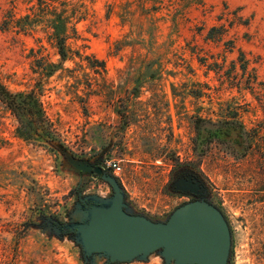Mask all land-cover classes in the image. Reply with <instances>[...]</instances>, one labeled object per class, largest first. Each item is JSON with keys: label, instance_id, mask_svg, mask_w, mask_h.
<instances>
[{"label": "rangeland", "instance_id": "rangeland-1", "mask_svg": "<svg viewBox=\"0 0 264 264\" xmlns=\"http://www.w3.org/2000/svg\"><path fill=\"white\" fill-rule=\"evenodd\" d=\"M0 82L35 93L51 139L22 136L0 101V264H90L33 227L76 200L56 143L87 157L111 146L128 202L155 221L181 203L173 171L193 167L229 220L231 264H264V0H0ZM222 125L237 134L214 137ZM85 190L110 193L100 180Z\"/></svg>", "mask_w": 264, "mask_h": 264}, {"label": "water", "instance_id": "water-1", "mask_svg": "<svg viewBox=\"0 0 264 264\" xmlns=\"http://www.w3.org/2000/svg\"><path fill=\"white\" fill-rule=\"evenodd\" d=\"M55 147L74 167L71 172L88 169L62 145ZM95 172L112 187L113 196L94 194L82 199L90 205L76 204L70 215L76 223L64 226L75 233L73 241L86 263L147 262L157 255L164 264H231L232 231L217 207L191 202L178 207L167 220L155 221L126 203L116 177L101 169Z\"/></svg>", "mask_w": 264, "mask_h": 264}, {"label": "flooded vegetation", "instance_id": "flooded-vegetation-1", "mask_svg": "<svg viewBox=\"0 0 264 264\" xmlns=\"http://www.w3.org/2000/svg\"><path fill=\"white\" fill-rule=\"evenodd\" d=\"M234 132L237 134V132L235 131V128H233L231 126H227L226 128L222 129V136L220 138L230 139L233 136H235ZM111 148H112L111 146L103 148L98 153H96L92 156H89V157L77 156V155L71 153L74 156V158L83 161L84 164H86V166L88 168L85 171L84 170H78L75 173L73 172L74 175L78 179V183H77L76 188H75V199L76 200H75L74 206L76 204L80 203V204H82V206L84 208H86V206H88V204L90 205V203L83 202L81 200L85 199L89 195L97 194V195L104 197V198H109V197L113 196L114 191H113L112 187L107 182H105L101 178V176L97 175L95 172L96 169H101L102 171H104V173H108V174H111L113 176L115 175V173L110 168L107 167V158H108V155L111 151ZM242 149H243V147H242ZM62 156H63V154H62ZM63 160H64L65 166L68 170L74 168L72 165L67 164L68 161H67L66 157L63 156ZM90 180H100V181L106 183L108 185V187L110 188V193L108 195H103V194H100L97 192H87L85 190V186ZM118 182L120 183L121 187L123 188L121 182L119 180H118ZM123 190H124V188H123ZM168 190L172 194L180 197L181 203L179 205H177V207L172 212H170L163 220H159V221L167 220L178 207H180L184 204L196 202V201H202V202H208V203L214 205L215 207H217L224 214L227 221L229 222L227 215L225 214L223 208L215 200V194H214V190H213L212 186L203 177V175L200 172H198L196 169H194L193 167H191L189 165H180L179 167H177L172 173V180L168 186ZM124 193H125V190H124ZM125 201H126V203L131 205L127 200L126 193H125ZM75 210H76V208L74 209V207H73V211H69L67 213L65 220L59 219V218L54 217V216H49V215L40 216L38 218V221L35 224H33V227L36 228L37 230H39L40 232L44 231L45 233H47L50 236L52 235V236H56L59 238L69 237L71 240H73L75 233L72 232L71 230H65L64 226H65V224L72 225V224L76 223V221H71V217H70L71 212H74ZM58 229H60V233L57 232ZM81 251H82V249H81ZM82 255H83V253H82ZM84 261H85V259H84ZM89 261H91V260H89ZM102 263L106 264L105 261H103Z\"/></svg>", "mask_w": 264, "mask_h": 264}, {"label": "trees", "instance_id": "trees-1", "mask_svg": "<svg viewBox=\"0 0 264 264\" xmlns=\"http://www.w3.org/2000/svg\"><path fill=\"white\" fill-rule=\"evenodd\" d=\"M67 19L58 15L57 19L54 20V38L56 40V45L59 50V54L62 57V61L68 59V49H67ZM56 65L49 66L45 75L47 77L53 75L57 70ZM0 101L4 103L10 111L17 117L21 124L20 132L24 137L40 136L45 141H51L49 130L47 129L49 121L45 116L39 99L36 97L35 93H13L11 92L3 83L0 82ZM203 126L199 127V139L205 133V128L202 130ZM224 125L218 126L217 129H213L212 134L214 137L222 136V129ZM40 129H44L43 134H39ZM205 136V135H204Z\"/></svg>", "mask_w": 264, "mask_h": 264}, {"label": "built area", "instance_id": "built-area-1", "mask_svg": "<svg viewBox=\"0 0 264 264\" xmlns=\"http://www.w3.org/2000/svg\"><path fill=\"white\" fill-rule=\"evenodd\" d=\"M107 167L110 168L115 173V175H118V172L121 171V166L116 161H111L107 163Z\"/></svg>", "mask_w": 264, "mask_h": 264}]
</instances>
